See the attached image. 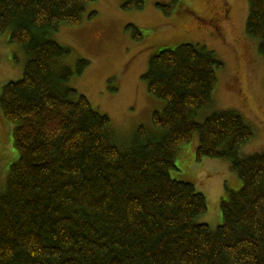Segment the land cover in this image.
I'll return each instance as SVG.
<instances>
[{
    "label": "trees",
    "instance_id": "obj_1",
    "mask_svg": "<svg viewBox=\"0 0 264 264\" xmlns=\"http://www.w3.org/2000/svg\"><path fill=\"white\" fill-rule=\"evenodd\" d=\"M94 1L0 0V35L9 31L26 58L0 95L18 154L0 192V264H264V152L240 155L253 128L233 111L195 119L213 102L223 62L192 43L153 55L142 79L165 105L123 148L109 117L68 84L89 61L62 64L72 49L48 36L94 17ZM247 5L245 35L264 59V0ZM195 135L196 159L226 160L241 181L214 231L197 222L204 195L170 174Z\"/></svg>",
    "mask_w": 264,
    "mask_h": 264
},
{
    "label": "rangeland",
    "instance_id": "obj_2",
    "mask_svg": "<svg viewBox=\"0 0 264 264\" xmlns=\"http://www.w3.org/2000/svg\"><path fill=\"white\" fill-rule=\"evenodd\" d=\"M125 0H96L87 11L91 19L79 25L61 24L48 36L72 49L62 64L75 68L77 58L89 64L68 84L84 95L99 112L106 114L119 146L131 143L139 126L152 129L151 116L164 108L142 79L150 58L162 49L182 43L205 46L223 62L213 91V102L195 116L202 122L214 112L239 113L254 135L240 155L264 152V59L256 43L246 37L247 0H144L143 7L125 9ZM132 26L141 33L137 40ZM9 31L0 35V95L9 81L22 77L26 58L21 48L8 41ZM258 113V114H257ZM15 124L0 109V192L10 166L18 154L12 146ZM198 135L178 147L171 177L192 183L201 192L207 209L197 222L214 231L221 224L220 204L241 181L223 159H196Z\"/></svg>",
    "mask_w": 264,
    "mask_h": 264
},
{
    "label": "bare ground",
    "instance_id": "obj_3",
    "mask_svg": "<svg viewBox=\"0 0 264 264\" xmlns=\"http://www.w3.org/2000/svg\"><path fill=\"white\" fill-rule=\"evenodd\" d=\"M258 114V113H257Z\"/></svg>",
    "mask_w": 264,
    "mask_h": 264
}]
</instances>
